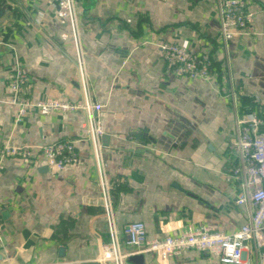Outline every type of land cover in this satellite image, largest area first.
Here are the masks:
<instances>
[{"label":"crops","instance_id":"obj_1","mask_svg":"<svg viewBox=\"0 0 264 264\" xmlns=\"http://www.w3.org/2000/svg\"><path fill=\"white\" fill-rule=\"evenodd\" d=\"M85 62L106 172L113 183L115 224L123 253L124 226L142 220L150 237L204 223L230 231L248 218L235 202L237 162L232 147L251 112L264 130V0H251L255 16L245 32L225 43L215 0H76ZM0 152L29 145L33 155L0 153V264H112L109 235L83 110L16 120L6 75L19 65L33 99L80 100L81 88L67 22L51 0H0ZM174 38L213 59L207 79L167 71L159 43ZM74 139L78 161L49 168L40 145ZM116 179H120L116 184ZM124 264H227L202 250L169 259L134 252ZM239 264H264L251 242Z\"/></svg>","mask_w":264,"mask_h":264},{"label":"built area","instance_id":"obj_2","mask_svg":"<svg viewBox=\"0 0 264 264\" xmlns=\"http://www.w3.org/2000/svg\"><path fill=\"white\" fill-rule=\"evenodd\" d=\"M51 1L56 5V15L68 25V30L62 31L59 38L71 41V52L82 97L78 101L55 96L33 99L27 74L22 67L15 65L6 75L8 102L17 107L16 120H20L31 109H36L41 114L76 110H83L86 113L87 138L91 143L110 245V254L103 253L100 259L111 260L112 264H124L125 256L134 252L150 251L156 257L169 259L181 255L186 250L194 249L207 251L222 263L239 264L248 242H251L255 251L264 258V130L259 128L262 120L256 112H251L238 120L241 127L231 144L238 157L237 162L230 167V175L238 184L235 202L247 206V220L230 231L213 229L204 223L196 225L190 223L179 233L150 237L145 223L135 219L124 226L126 244L134 247L135 250L130 253L121 251L114 217L113 183L107 176L103 157L101 137L104 130L96 114L98 104L93 98L87 75L77 2L76 0ZM214 16L220 38L225 43L233 35L246 31L254 19L255 10L251 6V0H215ZM159 46L167 71L188 79L209 78L213 59L207 51H191L172 37H167L159 43ZM39 149V154L46 165L55 171L65 169L79 159L74 139L45 142ZM0 153L1 157L17 155L23 159H28L34 154L29 145L7 143ZM119 181L120 179H116V184ZM1 224L0 221V229Z\"/></svg>","mask_w":264,"mask_h":264},{"label":"water","instance_id":"obj_3","mask_svg":"<svg viewBox=\"0 0 264 264\" xmlns=\"http://www.w3.org/2000/svg\"><path fill=\"white\" fill-rule=\"evenodd\" d=\"M1 12H2V10L0 9V15H1ZM107 136H108V135L105 134V133H103V135H102L103 138H107Z\"/></svg>","mask_w":264,"mask_h":264}]
</instances>
